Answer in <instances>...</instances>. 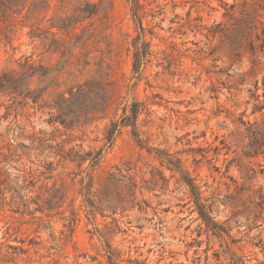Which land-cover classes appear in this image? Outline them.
I'll return each mask as SVG.
<instances>
[{"label": "rangeland", "instance_id": "rangeland-1", "mask_svg": "<svg viewBox=\"0 0 264 264\" xmlns=\"http://www.w3.org/2000/svg\"><path fill=\"white\" fill-rule=\"evenodd\" d=\"M86 4L92 18L69 33L52 27ZM131 6H9L24 10L0 32V72L31 56L61 91L99 81L108 107L67 129L48 123L47 109L0 95V264H264V152L245 154L242 124L264 113H253L264 105V0H139L151 53L139 76ZM133 101L144 108L143 146L130 127L105 146L110 121ZM101 148L93 168L62 157Z\"/></svg>", "mask_w": 264, "mask_h": 264}, {"label": "trees", "instance_id": "trees-1", "mask_svg": "<svg viewBox=\"0 0 264 264\" xmlns=\"http://www.w3.org/2000/svg\"><path fill=\"white\" fill-rule=\"evenodd\" d=\"M131 1L132 18L137 23L140 33L133 42L132 55V71L137 76L141 73V66L147 61L151 55L149 51V44L143 37V27L141 18L139 16V0ZM19 0H4L0 2V32L7 36L10 32L9 22H11L16 15H20L24 9H10L9 6L14 7L18 5ZM91 4H86L83 8L75 10L74 15L65 18L60 24L53 25L63 33H69L82 19L92 18L96 15L97 10L92 9ZM40 35H31L36 38ZM45 39V37H44ZM51 45H49V48ZM37 87H33L34 85ZM57 87L58 84L54 81L53 71L49 67H45L42 63H37L31 56L24 57L16 63V66L11 69H5L0 72V95L9 97L13 100H19L20 103L38 105L40 109H47L50 115L48 123L51 125L59 124L64 128L73 129L84 123L101 112L104 113L108 107L106 94L103 91L102 84L96 80H87L82 84H77L68 87L61 91ZM45 95L51 97L50 102L44 100ZM41 103V104H40ZM143 104L137 101L131 102L129 106L122 108V115L119 119L110 121L105 130L103 140L105 146L110 147L115 138L121 133L124 127H130L133 137L139 146H143L139 137V132L136 130L138 118L143 111ZM264 110L258 105L254 106L253 113ZM246 138L248 143L245 154L247 156H255L264 152V113L260 122H244ZM102 148L97 151L77 150L66 153L63 158H67L72 162H76L81 167L85 162L88 166L95 167L101 158ZM173 164L172 161H168ZM122 181H127L131 190V195L135 196L136 184L128 175H120ZM119 178V179H120ZM118 180V179H117ZM120 181V182H122ZM188 187L192 195H197L196 187L188 181ZM90 193H86L85 201L89 206H94L91 200ZM197 197V196H196ZM197 209L201 219L206 226L212 230H217L219 227L213 221L210 210H206L202 204H197Z\"/></svg>", "mask_w": 264, "mask_h": 264}]
</instances>
